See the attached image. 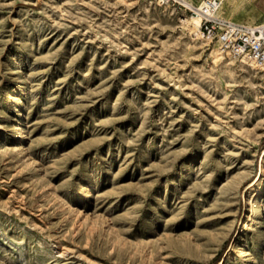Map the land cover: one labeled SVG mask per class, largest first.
Here are the masks:
<instances>
[{
	"label": "rangeland",
	"instance_id": "obj_1",
	"mask_svg": "<svg viewBox=\"0 0 264 264\" xmlns=\"http://www.w3.org/2000/svg\"><path fill=\"white\" fill-rule=\"evenodd\" d=\"M218 1L223 21L264 23V0ZM191 16L148 0H0V140L28 137L25 158L0 147V264L223 260L245 185L264 177V72L214 60ZM263 218L264 188L248 264H264Z\"/></svg>",
	"mask_w": 264,
	"mask_h": 264
},
{
	"label": "bare ground",
	"instance_id": "obj_2",
	"mask_svg": "<svg viewBox=\"0 0 264 264\" xmlns=\"http://www.w3.org/2000/svg\"><path fill=\"white\" fill-rule=\"evenodd\" d=\"M201 5H204V3L202 2ZM214 15L217 18H221V15H222L221 2H220V5H219V8H218L217 12ZM181 22L184 25V27L186 28V30L190 33V35L194 39H199V40L200 39H205L206 41H209V39L205 38L202 35V32L200 30L201 22H202V15L201 14H197V15L194 14L193 16H191L189 18L182 19ZM214 47L215 48L212 51L213 59L216 60V61L224 59L226 56L219 49L218 45L215 44ZM230 59H232V61L229 62V64H232L235 61H238L240 63V65L248 66V67H251L252 69H256V70L259 69L262 72H264V65H258L253 60H248V59L237 60V59H234L232 57H230ZM14 81H15L17 86L13 90L14 91L13 102H14V105H16L15 111H16L18 117H20L22 115V108H23V105L21 104V98H22V96H24L26 94V88L24 86L25 82H24L23 79H21L20 76H17ZM9 97H11V96H9ZM1 129L3 130V127ZM16 130H22V122H21V120H19V124L16 125ZM17 138H18V140H17L18 143L14 144V145H17V146H14V147H9L7 145V142H6L5 139L0 140V145H1L0 147L3 148L2 154H4L5 156H10L11 157V155H9V154L12 153V152H15V155L19 156V158H21V157L25 158L26 157V155H25L26 154V152H25L26 148L22 145V142L25 139H27L28 137L26 136V133L22 131L20 133V135L18 134ZM29 166H30V168H33L34 167V163L33 162L30 163ZM263 178H264L263 175H260L254 183L250 182V183L245 185L246 186V188L244 190V193H246L245 200H246V205L250 206V211L248 210V212L245 214L244 220L242 221V225H241L240 231L236 235V237L234 238L230 250L222 257L223 260L221 262L219 261L218 264H228V262L231 261V260L234 262L235 258H237L239 260H243L246 264L249 263L248 251H247L248 250V245L245 244L244 242L247 239L246 238L247 237V231L249 229H251V225H252V222H253L254 211L255 210H260L261 194H262V191H263V188H264V186H263ZM91 194H92L91 185H89L82 192L83 199L89 198L91 196ZM45 195H47L48 198L52 197L51 191L49 193H45ZM70 213L72 214L74 219H78L81 215L86 216L85 213L83 214L81 209L71 210ZM256 222L258 223L257 227L260 228V227L264 226V218L263 219H259ZM97 225L96 226H94V225L91 226L89 228V231L95 232L96 229H97L96 227H99ZM217 233H218V231H217ZM119 238H120V236H119ZM259 241L260 242L264 241V236H260L259 237ZM191 242H193V241L191 240ZM195 244H196V242H195ZM186 247H187L186 251H188L190 249L189 245L187 244ZM146 256H147V254H146ZM182 256H184V255L182 254Z\"/></svg>",
	"mask_w": 264,
	"mask_h": 264
},
{
	"label": "built area",
	"instance_id": "obj_3",
	"mask_svg": "<svg viewBox=\"0 0 264 264\" xmlns=\"http://www.w3.org/2000/svg\"><path fill=\"white\" fill-rule=\"evenodd\" d=\"M158 7H180L192 15L201 14L200 30L211 43L218 45L224 55L234 59H248L258 65H264V23L256 25H238L223 21L214 14L220 1L204 0V5L194 4L187 0H148Z\"/></svg>",
	"mask_w": 264,
	"mask_h": 264
}]
</instances>
